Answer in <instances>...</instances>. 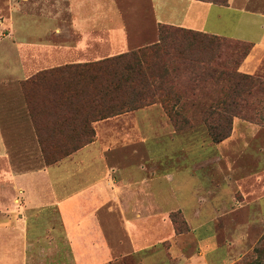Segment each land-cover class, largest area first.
Instances as JSON below:
<instances>
[{
	"label": "rangeland",
	"instance_id": "rangeland-1",
	"mask_svg": "<svg viewBox=\"0 0 264 264\" xmlns=\"http://www.w3.org/2000/svg\"><path fill=\"white\" fill-rule=\"evenodd\" d=\"M75 1L78 0H11L12 7L8 8V0H0V44L3 42L2 47H11L16 53L20 41L57 48L76 46L82 33L76 24L75 9L89 6L90 1ZM98 2L100 7L108 8L107 18H99L94 28L100 30L101 22L109 28H125L129 47L105 52L111 47V38L92 39L69 60H95L137 49L158 40L161 24L181 27L178 16L170 11L182 9L179 0H168L169 6L162 0ZM203 2L226 5L228 0ZM236 4L264 12V0ZM209 29L217 31L222 42L212 49L193 52L199 70L211 66L252 73L257 67L255 74L264 78V54L258 58L262 62L259 60L253 68L247 63L251 58H243L241 44H247L243 40L250 38L237 39L239 34L223 25ZM95 52L101 55H91ZM26 54L32 59L35 53L30 50ZM191 54L186 51L187 57ZM37 66L55 67L45 62L25 64L24 68L29 72ZM180 67L169 75L173 90L165 102L167 107L156 100L93 122H82V117L73 116L64 120L53 106L46 105L45 110L41 101H45L47 92L43 87L50 80L39 81L41 87L31 91L29 97L36 105L31 117L21 86L23 80L15 78L13 94L18 92L27 107V113L20 118L32 122L16 128L23 135L13 138L12 145L18 149L13 157L0 161V183L6 182L3 173L9 166L15 173L53 167L50 178L54 185L63 183L68 189L83 190L93 181L85 171L96 165L94 160L73 164L76 174L71 180H64L68 177L67 167L80 150L97 147L107 168L100 179L108 190L93 191L95 205L90 211L103 220L119 218L124 230L126 221H132L137 213L140 233L133 246L112 256L96 255L95 251L69 256L62 250L66 240L62 238L57 208L44 206L29 210L28 215L44 216L45 238H28L27 248L23 249L14 234L19 227L11 221V208L3 198L0 230L8 231H2L0 236V264H192L195 256L203 264H246L255 257V248L264 250V92L244 94L237 115L230 122H222L211 102L220 96L221 82L209 76L196 77L187 66ZM227 128L228 136L217 142L212 140V131ZM85 140L90 141L65 154L72 145ZM133 201L135 208L131 207ZM69 202L68 197L62 201L64 210ZM10 241L13 248L7 255L3 247ZM131 241L126 233L120 242L124 245ZM224 253L231 260L219 263Z\"/></svg>",
	"mask_w": 264,
	"mask_h": 264
},
{
	"label": "crops",
	"instance_id": "crops-1",
	"mask_svg": "<svg viewBox=\"0 0 264 264\" xmlns=\"http://www.w3.org/2000/svg\"><path fill=\"white\" fill-rule=\"evenodd\" d=\"M83 1L85 0L75 2L82 3ZM89 1V6L85 4L80 9L77 8L79 12L75 9L78 15L76 24L80 27L82 33L76 46L64 45L57 48L48 44L30 45L27 42L20 41L19 53H16L11 51V47H2L1 44L3 42L0 44V161L6 162L18 151L17 147L12 145L13 138L21 136L23 133L17 131L16 128L32 122L31 119H21L25 115L27 107L18 92H15V95L13 94V81L17 78L20 82V80L33 76L37 71L47 68V66L42 67L44 66L42 65L34 67L27 72L24 68L25 64L47 62L57 67L66 64L93 62L116 55L108 54L105 57H97L95 60L76 58L69 60L75 57L74 55H76L78 49L85 48L92 39L104 40L105 37H110L111 47L105 49V52L115 51L121 47H129L125 28L119 25L109 28V26H103V22L99 25L101 27L100 30L94 28L93 25L98 22L99 18L103 19V21L107 18L108 8L100 7L98 0ZM179 1L183 4L182 9H176L177 12L170 9L172 14L174 13L178 16V25L216 35H219L218 32L210 31L209 27L212 25L215 27L223 25L230 32H237L239 34L236 37L237 39L250 38L243 41L252 44V48L246 56V59L251 58L247 63L252 64V68L262 62V58H258L264 54V12L251 10L236 4V1L238 3L243 0H228L226 5L207 3L200 0ZM158 2L159 0H157ZM162 2L169 6L168 0H162ZM6 7H12L11 0H8ZM105 27L108 29H105ZM243 33L246 36H242ZM29 49L35 53L32 55L34 57L32 59H29V54H26V51H30ZM100 53L95 52L91 55H101ZM246 68L252 70L248 67ZM256 70L257 67L252 73L255 74ZM87 160H94V164L98 166L95 165L86 169L85 175L92 176L93 181L83 190L78 188L68 189V186L63 183L57 186L54 185L50 178L51 168L53 167L47 169V171L40 170L23 173L13 172L10 166L8 170H4L3 176L6 182L0 183V200L5 198L6 202L9 203L8 207L11 208L9 213L11 216L13 215L11 221L16 222L19 227L16 232L14 231V234L17 238H20L23 249L27 248L28 238L36 237V241L40 238H45L44 216L40 215L32 218L28 215L29 210L32 211L44 206H56L59 213L58 217H60L63 226L62 238L66 240L62 250L66 251L69 256L77 255V253L93 254L94 251L96 255L104 253L106 256H112L134 245V240L140 233V228H137L136 225L140 221V216L137 213L132 221H126L124 224L126 232L123 222L119 218L103 220L101 215L96 216L90 211L95 205L96 196L93 191L98 188L107 193L108 190L100 179L107 168L104 164L102 152L97 147L80 150L76 154L74 162H71L70 166L67 167L68 177L64 180H71L76 174V166H73V164H76V162L79 164L85 163ZM1 184L5 185V187H2ZM67 197L70 202L67 209L64 210L61 203ZM88 204L90 205L88 206ZM135 206L133 201L131 207L135 208ZM20 210L21 216L18 214ZM4 230H0V236ZM126 233L132 241L123 245L120 241L122 238L124 239ZM3 248L6 249L5 253L7 255L10 254L13 248L12 241H10V244L6 243ZM88 249L93 251H88ZM230 260L229 254L224 253L220 257L219 263H227ZM199 261L197 256L191 258L192 264H203Z\"/></svg>",
	"mask_w": 264,
	"mask_h": 264
},
{
	"label": "trees",
	"instance_id": "trees-1",
	"mask_svg": "<svg viewBox=\"0 0 264 264\" xmlns=\"http://www.w3.org/2000/svg\"><path fill=\"white\" fill-rule=\"evenodd\" d=\"M220 42L221 38L215 34L207 35L198 30L161 24L158 40L152 44L93 62L44 69L23 80L21 86L31 117L36 112V105L29 97L31 91L41 87L39 81L50 80L48 86L43 87L47 92L45 101H41L44 109L46 105L53 106L64 120L82 117V122H93L138 109L156 100L165 105L173 90L172 84H169L170 73L177 72L180 66H187L196 77L209 76L221 82L223 87L220 96L211 100L215 104L212 105L213 111H217L222 122H230L243 104L244 94L264 92V78L241 72L238 68L217 69L209 66L199 70L200 67L196 66L197 56L193 52L197 49H212ZM241 46L245 58L252 44L247 42ZM186 51L192 56L187 57ZM211 134L212 140L217 142L228 136L229 128L220 132L212 131ZM89 141L75 143L65 154ZM254 253L255 257L246 264H264V250L255 248Z\"/></svg>",
	"mask_w": 264,
	"mask_h": 264
}]
</instances>
